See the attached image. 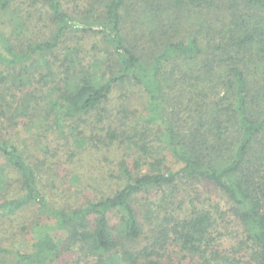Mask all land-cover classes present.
<instances>
[{
  "label": "trees",
  "instance_id": "trees-1",
  "mask_svg": "<svg viewBox=\"0 0 264 264\" xmlns=\"http://www.w3.org/2000/svg\"><path fill=\"white\" fill-rule=\"evenodd\" d=\"M20 7L45 11L47 37L22 35ZM210 11L221 28L203 21ZM261 65L264 0H91L71 14L61 0H0V218L15 226L33 214L18 225L19 249L0 244V264H57L71 252L78 264H264ZM132 88L145 98L137 117ZM74 121L101 126L89 142L123 155L110 192L58 205L30 142L11 132L23 123L38 139L87 140ZM203 185L225 210L194 200L181 213L182 191ZM226 217L239 229L229 247Z\"/></svg>",
  "mask_w": 264,
  "mask_h": 264
},
{
  "label": "rangeland",
  "instance_id": "rangeland-1",
  "mask_svg": "<svg viewBox=\"0 0 264 264\" xmlns=\"http://www.w3.org/2000/svg\"><path fill=\"white\" fill-rule=\"evenodd\" d=\"M61 1L63 8L71 14L74 13L78 7L81 9L88 8L91 0ZM18 13L23 14L28 21L26 22V28L22 33L27 39H42L47 37L51 32L52 26L44 10H40L39 8L29 9L26 7H20V9L18 8ZM204 14L203 21L205 20L204 22L207 26L213 25L216 29L222 27V23L220 22L222 15L220 12L210 11L208 13L205 12ZM3 21L5 22L4 19ZM5 25L6 22L3 26ZM90 43L91 41H87L83 45L89 49L91 45ZM249 66V71H254L256 67H258V64H250ZM261 67H264V65H261ZM127 96L129 97L128 106L130 111L133 112L135 117L140 116L144 112L145 101L142 93L132 88L129 89ZM123 98L125 97H121L117 91L113 94L111 107L110 104L108 105L110 110L112 108V117L110 119L116 121L117 109H120L121 101L124 100ZM87 125L88 124L84 125L74 121L72 126L79 128L73 133L79 135L78 131H83L84 135L82 136L87 140H81L79 138L73 140L72 138L68 141V144L67 141L56 139L49 135L47 139L33 137L30 134L32 132L29 133L23 123L16 125L11 132L12 137L17 141L21 138H26L30 142L28 150L29 154L32 155L30 160L35 163V165H38L39 163L41 164L40 170L46 195L50 201L55 202L58 205L80 204L89 198L110 192L108 187L111 185L114 186L113 183L115 180L111 176V170L115 169L114 163H116L120 156L123 155L122 149L118 148L117 145L112 149H107L97 141L93 143L89 142V136L97 134L99 137V135L105 134V131L102 130V127L99 125L94 128H90ZM40 144L47 145L48 148L46 147L47 149H45L44 146L40 147ZM39 147L40 149L37 150ZM35 151H37V153L34 155ZM36 157H38V160H36ZM186 192L189 193V191H182L183 194L181 193V195H184L186 198V200H183V204H181V213L186 212L187 209L190 210V202L194 200L195 201L192 204L202 206L219 205L222 211L225 210L224 201L211 186L203 185L198 187V194L196 193V195L191 192L187 196ZM176 201L178 202V200ZM32 217L33 214L30 211L21 213L18 217L13 219L16 221L13 223L15 226L10 225V221L0 218V244L3 246L9 245L12 241H7L6 239H14V242H16L15 248L19 249L24 242L21 240L22 238L18 236V230L20 229H18V225L22 224V221L24 220L28 222ZM230 220L231 219L226 217L224 221H227L229 224L228 226L227 224H223V227L221 226L222 228L220 229L223 235L222 240L224 247H229L238 239L237 232L239 229L237 225ZM77 256L78 255L72 252L65 253L63 258L57 264H78ZM185 262L188 261L186 260Z\"/></svg>",
  "mask_w": 264,
  "mask_h": 264
}]
</instances>
